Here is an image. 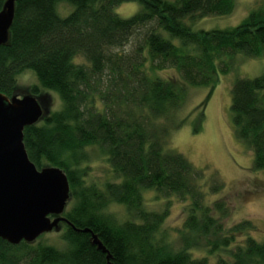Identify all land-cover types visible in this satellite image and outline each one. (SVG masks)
I'll use <instances>...</instances> for the list:
<instances>
[{"label": "trees", "instance_id": "trees-1", "mask_svg": "<svg viewBox=\"0 0 264 264\" xmlns=\"http://www.w3.org/2000/svg\"><path fill=\"white\" fill-rule=\"evenodd\" d=\"M132 1L139 9L131 16L115 12ZM59 3L73 8L62 16ZM234 7L235 0H14L0 45V93L12 95L26 69L41 88L58 93L61 108L25 126L23 144L36 168L64 171L72 205L62 213L63 250L0 238V264H209L208 255L213 264H264V240L246 235L250 220L225 227L227 205L205 200L202 171L168 145V126L188 87L210 91L238 53L264 57V7L234 27H191ZM169 69L175 73L160 74ZM230 93L234 134L252 151L253 168L264 171V74L235 78ZM90 146L105 154L113 173L101 186L87 181ZM221 188L214 179L208 193ZM144 191L188 202L176 244L162 231L166 210H148ZM112 203L127 219L108 211ZM195 247L205 254L193 256Z\"/></svg>", "mask_w": 264, "mask_h": 264}, {"label": "rangeland", "instance_id": "rangeland-1", "mask_svg": "<svg viewBox=\"0 0 264 264\" xmlns=\"http://www.w3.org/2000/svg\"><path fill=\"white\" fill-rule=\"evenodd\" d=\"M64 4L57 5L58 12L62 16L73 8L72 5ZM258 7H264V0H235V7L229 14L196 18L191 23V27L206 30L234 27L251 10ZM138 9L139 4L133 1L123 2L114 8L121 17H129ZM130 45L131 43L127 44L124 50H129ZM174 73L172 69L160 72L162 76H171ZM262 74H264V57H244L242 54H236L232 58L231 69L225 73H218L217 82L210 91V87L207 86L188 87L183 105L176 112L172 124L168 126L169 147L181 153L196 169L202 171L200 184L206 192L205 200L210 202L220 198L227 205L229 214L222 220L224 226L231 227L242 220H250L251 227L246 235L259 241L264 240V171L253 168L252 151L234 134L230 90L235 78H253ZM33 86H38V94L31 92ZM13 95L33 96L42 108L39 120L48 112L59 110L62 105L57 92L39 86L31 69H26L17 75L16 87L8 98ZM86 151L89 155L86 163L87 181L97 183L99 186L105 181H111L113 173L105 154L97 146H90ZM44 167L48 166L44 165L41 168ZM214 179L222 184V188L217 192L208 193V187ZM143 199L148 210H166L162 231L166 233L168 240L176 244L185 216L183 207L188 202L180 201L174 196H157L152 191H144ZM71 205L72 198L69 195L65 209ZM108 211L118 221L127 219L122 205L112 203ZM55 217V215L49 216L50 219ZM64 230L65 223L61 220L57 227L40 234L28 243L51 245L63 250L65 241L61 235ZM240 239L239 235L238 240ZM192 254L193 256L205 254L204 247L193 248ZM208 261L209 264H213L215 257L208 255Z\"/></svg>", "mask_w": 264, "mask_h": 264}, {"label": "water", "instance_id": "water-1", "mask_svg": "<svg viewBox=\"0 0 264 264\" xmlns=\"http://www.w3.org/2000/svg\"><path fill=\"white\" fill-rule=\"evenodd\" d=\"M13 3L6 0L0 11V45L8 38ZM41 115L33 96L9 99L0 93V238L10 244L31 242L65 220L61 215L70 195L66 174L55 166L36 168L23 144V128ZM92 242L104 251L94 235Z\"/></svg>", "mask_w": 264, "mask_h": 264}]
</instances>
